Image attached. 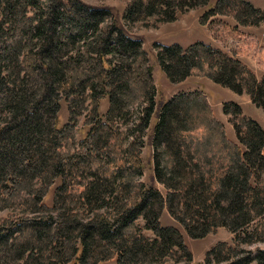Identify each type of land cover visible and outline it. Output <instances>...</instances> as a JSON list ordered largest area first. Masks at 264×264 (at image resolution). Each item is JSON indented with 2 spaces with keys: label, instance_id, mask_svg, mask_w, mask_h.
Instances as JSON below:
<instances>
[{
  "label": "trees",
  "instance_id": "trees-1",
  "mask_svg": "<svg viewBox=\"0 0 264 264\" xmlns=\"http://www.w3.org/2000/svg\"><path fill=\"white\" fill-rule=\"evenodd\" d=\"M70 1L41 0L38 5L39 0H0V211H21L0 220V264H163L168 259L184 264H249L255 259L264 264V247L251 250L241 243L264 241V129L259 122L244 116L239 103L225 101L223 111L233 115L238 136L234 140L201 91H179L160 100L150 136L151 182L138 180L143 168L141 135L150 106L130 135L109 130L101 138L99 100L109 86V120L112 95L121 86L146 96L152 106L148 59L140 40L125 34L115 17L110 24L106 21L105 8L73 0L61 11L62 3ZM197 5L207 6L201 23L217 14L231 16L237 27L264 19L263 11L249 0H131L123 18L130 25L153 17L171 21ZM32 36L39 41L37 48L30 42ZM158 47L156 60L169 81L206 76L234 92L247 91L264 110V74L258 79L235 51L226 53L200 39L185 47ZM84 83L88 93L80 104L89 100L84 106V145L99 148L91 165L104 182L86 179L67 199L62 193L65 176L57 171L61 152L55 144L77 127L60 123L57 109L49 107ZM38 95L49 111L46 128L36 117L28 121L39 110ZM46 97L49 102H43ZM31 131H47L43 147L20 148L21 142L36 143L28 138ZM65 156L76 159L70 152ZM63 167L81 169L72 162ZM154 180L164 192L154 188ZM71 200L82 206H73ZM74 207L85 208L87 218ZM164 210L178 225L162 222ZM137 216L152 230V238L135 235L130 228ZM111 220L115 222L108 226ZM218 226L227 227L234 237L215 242L202 261L193 262L180 228L197 238Z\"/></svg>",
  "mask_w": 264,
  "mask_h": 264
},
{
  "label": "rangeland",
  "instance_id": "rangeland-1",
  "mask_svg": "<svg viewBox=\"0 0 264 264\" xmlns=\"http://www.w3.org/2000/svg\"><path fill=\"white\" fill-rule=\"evenodd\" d=\"M87 5L99 6L105 8L108 14L105 16L106 21L110 24L112 20L115 19L120 22L125 30L124 33L137 38L141 42V50L144 51V55L147 57L149 65L151 67V76L153 82V88H151L150 94L153 96V104L150 105V102L145 96L140 97L134 90H131L127 87H120L117 89L112 97L115 98V103L113 105L112 119L107 118V110L109 107L110 92L109 86L104 87V94L100 97L99 100V111L101 114V121L98 124L100 129V137L105 138L109 130H121L124 133H129L132 128H135L134 125L140 122V118L146 114V109L150 106L148 110V125L145 128V132L141 135V140L143 141L141 149V157L143 168L141 174H137L136 178L141 180L145 184L151 182V174L153 173V166L151 160V154L153 151L152 145L150 143V136L152 134L153 125L157 118L158 104L160 100H165L179 91H191L197 90L201 91L207 98L210 106L215 114V116L221 120L225 126V131L228 137L234 140H238V136L233 123V115L223 111V103L225 101H235L239 103L242 107V113L247 118H258L259 120L264 118V110L261 107L256 106L250 99V96L247 91L243 90L241 93L232 91L229 87L223 86L219 83L214 82L210 78L201 75H189L185 79L177 82L169 81L164 73L162 67L156 60V54L158 46L169 45L172 43H178L182 47L187 46L192 41L203 40L210 45L218 48L226 53L234 54L232 51L237 52L236 57H241L243 61L247 63H252V48L256 53L262 56V48L264 47V19L261 20L257 25H252L249 29L243 26H235V21L231 16H222V15H212L209 19L201 23L199 18L207 6H192L185 9L183 12L178 13L177 17L171 21L148 19V23H136L128 24L123 18V13L127 5L131 0H81ZM36 2V1H35ZM264 7V0H257ZM73 3V0L69 3L64 4L61 8V11H66L64 6L70 7ZM38 5H41V0H39ZM25 6V5H24ZM31 7L29 4L27 8ZM260 8V7H259ZM261 9V8H260ZM42 10V9H41ZM37 13L40 15L42 11ZM32 7L27 9V12L30 13ZM42 15V14H41ZM38 19H41V16ZM37 19V20H38ZM30 42L34 43L35 48L39 46V41L35 36L30 37ZM260 48V49H259ZM71 54V52H68ZM110 56V53H108ZM240 59V58H239ZM245 63V62H244ZM246 64V63H245ZM17 65H20V60H17ZM258 67V68H257ZM253 71L257 78L260 79L264 74V64L260 63L254 67ZM88 93V85L84 83V86L79 89L73 90L69 95H60L58 100V105L52 103L51 106H54L57 111L60 123L71 122L75 124L76 131L69 136L62 137L59 139L57 144H55V149L60 153V166L57 169L58 176H65L62 193L66 196L67 199H72L75 194L83 188L84 183L89 179H94L97 181L104 182V178L101 176L99 169L94 168V165H91L94 162L95 156H99V148L96 146H89L85 149V141L82 130L86 125L85 121L87 120L88 111L84 108L88 104L89 100L83 102V106L80 104V101ZM149 94V95H150ZM47 95H44V97ZM39 99V110H37L36 115L32 117L29 115L28 121L36 117L38 124L46 128L48 124L49 111H45L41 106V95H38ZM43 102H49V97H46ZM74 108V113L71 112V108ZM35 108H33L34 110ZM47 110V109H46ZM71 114L73 118L70 120ZM27 118V117H26ZM256 120V119H255ZM104 122V124L102 123ZM261 127L264 129V119L260 120ZM12 125H15L12 124ZM110 125V126H109ZM11 124L7 128H10ZM5 127V125L3 126ZM2 127V128H3ZM81 129V130H80ZM47 132V131H46ZM46 132L42 134H37L34 131H31L29 139L34 140L36 143H26L23 145L21 142L20 148H28L30 146L34 147H43L44 143H41L42 140L46 138ZM84 145V149L80 146ZM76 154V159L71 161L68 156H65L66 153ZM85 157L80 159V156ZM71 156V155H70ZM75 158V157H74ZM72 162L76 164L81 169L70 170L63 167V165ZM81 162H84L83 164ZM76 171H81V174H77ZM56 184H60L59 179L56 178ZM155 189L164 192V187L158 181L153 182ZM73 206H82L77 205L74 200H71ZM76 208V209H75ZM74 210H77L80 217L83 219L87 218L88 212L83 207H74ZM21 211L14 209H3L0 211V220L3 218H10L11 215L20 214ZM122 220V219H121ZM163 223L166 224H175L178 223L173 219V217L164 210L161 218ZM115 221L111 220L106 222L108 226L113 224ZM129 224V221L126 222L125 227ZM134 230L135 235L138 236H147L152 238L154 236L152 230L145 227V221L141 216H137L132 220L131 227ZM184 236V239L192 251L193 262L202 261L205 257V252L219 240H225L230 242L234 237L235 233L231 232L225 226H218L215 229L207 232L202 237L191 238L183 228H180ZM243 246H246L248 249H254L256 246L264 247V241H254L253 243H248L246 241H241ZM160 261L156 262L159 264ZM16 264H23L18 262ZM107 264H114V261H111ZM163 264H184L182 261H174L172 259L166 260ZM249 264H257L256 260L253 259Z\"/></svg>",
  "mask_w": 264,
  "mask_h": 264
},
{
  "label": "crops",
  "instance_id": "crops-1",
  "mask_svg": "<svg viewBox=\"0 0 264 264\" xmlns=\"http://www.w3.org/2000/svg\"><path fill=\"white\" fill-rule=\"evenodd\" d=\"M252 4H254L255 6H257V7H260L261 8V10L263 11V13H264V7L260 4V3H258L257 2V0H249ZM239 27V26H238ZM243 27H246V28H250V27H252V26H243ZM260 49V48H259ZM262 56L263 57H260L259 56V54L258 53H256V49L254 50L253 48H252V63H247L246 61H243L242 59H241V57H239L243 62H245L253 71H255V66H257V64L258 63H260L261 65H263L264 64V47L262 48ZM236 54H237V52H236ZM258 68V67H257ZM260 124H261V122H260V120H263L264 118H262V119H258V118H255Z\"/></svg>",
  "mask_w": 264,
  "mask_h": 264
}]
</instances>
